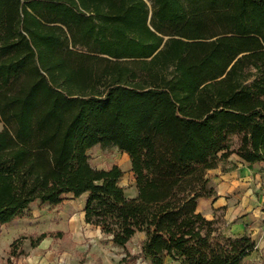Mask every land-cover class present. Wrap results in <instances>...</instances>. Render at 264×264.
<instances>
[{
  "label": "trees",
  "instance_id": "1",
  "mask_svg": "<svg viewBox=\"0 0 264 264\" xmlns=\"http://www.w3.org/2000/svg\"><path fill=\"white\" fill-rule=\"evenodd\" d=\"M0 124V226L86 193L113 245L146 235L121 264H243L256 242L197 208L220 153L264 162V0H0Z\"/></svg>",
  "mask_w": 264,
  "mask_h": 264
},
{
  "label": "rangeland",
  "instance_id": "2",
  "mask_svg": "<svg viewBox=\"0 0 264 264\" xmlns=\"http://www.w3.org/2000/svg\"><path fill=\"white\" fill-rule=\"evenodd\" d=\"M2 129L3 124H0V130ZM240 140L239 136H233L231 148H237ZM89 154L91 163L96 168L107 169L118 164L124 170L121 184L124 186L126 194L129 197L135 196L137 190L135 176L128 165L130 161L126 153L116 147L96 146L89 151ZM226 160L227 157H223V153H220L215 166L211 169L219 166L224 167ZM81 206V198L73 197H68L57 207H51L39 200L34 201L26 214L29 226H24L22 229L15 227L13 223L16 221L0 226V264H17L19 258H25L23 254L19 257H11V244L28 234L29 239H24L22 244H18V250L24 251L25 247L28 248L29 256L32 253L41 252L42 258L47 259L50 264H121L127 254L138 252L143 242V235L139 233L124 248L112 245L105 237L97 238V241L102 245H97L96 241H90L89 238L79 242L77 240L78 233L85 236L90 233V230H93L92 227L83 224L80 216ZM66 212L69 216L66 215ZM44 232L54 234L52 237L46 238L49 245L43 247V243H41L38 246H33L32 240H36L37 236ZM133 264L148 263L139 259ZM243 264H264V249H255Z\"/></svg>",
  "mask_w": 264,
  "mask_h": 264
},
{
  "label": "crops",
  "instance_id": "3",
  "mask_svg": "<svg viewBox=\"0 0 264 264\" xmlns=\"http://www.w3.org/2000/svg\"><path fill=\"white\" fill-rule=\"evenodd\" d=\"M128 165L131 169V161L128 162ZM263 166L264 162L249 163L237 154L230 155L227 157L224 167L219 166L208 171L210 183L216 190V197L200 199L197 208L207 219L215 220L225 235H250L256 242L255 249L260 250L264 249ZM136 195L137 190L135 191ZM68 197H73V195L68 194L66 199ZM86 197V193L78 197L82 201L80 216L83 224L92 227L93 230H90V233L85 236L78 233L77 240L81 242L89 238L90 241H96L97 245H102L97 241V238L105 237L113 245L101 228L85 223L84 205ZM66 215L69 216L68 213ZM15 221L13 223L15 227L22 229L24 226H29V221L26 217ZM139 234L143 235L144 241L146 238L145 233L139 232ZM41 243H43V247L49 245V241L46 238ZM24 251L23 255L25 258H19L17 264H43L44 262V264H50L47 259L42 258L41 252L32 253L29 256V249L25 247Z\"/></svg>",
  "mask_w": 264,
  "mask_h": 264
}]
</instances>
